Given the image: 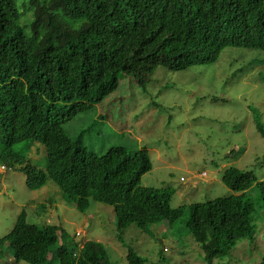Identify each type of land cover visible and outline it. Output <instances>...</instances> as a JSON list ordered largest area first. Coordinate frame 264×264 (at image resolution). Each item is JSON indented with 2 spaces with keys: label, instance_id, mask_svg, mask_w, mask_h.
<instances>
[{
  "label": "trees",
  "instance_id": "trees-1",
  "mask_svg": "<svg viewBox=\"0 0 264 264\" xmlns=\"http://www.w3.org/2000/svg\"><path fill=\"white\" fill-rule=\"evenodd\" d=\"M26 2L32 15L21 24L24 0H0V157L15 158L13 146L20 142L28 143L22 146L24 154L31 147L34 156L45 152V170L25 167L27 188L38 190L49 180L81 213L89 208L90 197L112 207L120 243H125L130 226L148 237L154 226L166 221L171 230L180 227L184 232L180 243L190 237L198 245L204 264H225V259L255 264L241 254L255 242L254 209L253 213L235 209L225 198L173 208L174 190L142 186L138 167L134 169L132 154L124 147L113 146L97 155L72 140L63 124L90 112L114 92L124 65L134 72L126 61L130 39L155 22L165 24L169 33L173 29L185 40L218 51L230 47L263 52L264 61V0ZM164 49L180 52L167 44ZM253 63L252 67L258 65ZM255 124L264 138L260 118ZM221 181L234 193L254 186L264 190L252 171L234 166L223 172ZM186 210L188 217L182 222ZM161 235L168 237L166 232ZM67 240L59 225L30 224L23 211L0 239V253L10 249L17 263L109 264L108 250L101 243L87 241L77 253V246ZM242 241L244 247H238ZM127 252L128 264L143 262L132 249ZM164 254L163 250V261Z\"/></svg>",
  "mask_w": 264,
  "mask_h": 264
},
{
  "label": "rangeland",
  "instance_id": "rangeland-1",
  "mask_svg": "<svg viewBox=\"0 0 264 264\" xmlns=\"http://www.w3.org/2000/svg\"><path fill=\"white\" fill-rule=\"evenodd\" d=\"M30 17L26 11L20 20ZM163 25L155 22L142 31L145 33L131 38L126 61L134 72L124 65L117 89L93 110L78 114L63 127L72 140L97 155L113 146L124 147L132 154V165L138 167L135 171L142 186L174 190L170 201L173 208L225 198L235 209L255 210V242L241 254L246 261L264 264L260 190L254 186L242 194L234 193L221 181L223 172L234 166L252 171L264 189V138L255 124L260 118L264 127L263 52L230 47L218 51L185 40L173 29L169 33ZM166 44L180 52L171 53L164 49ZM171 54L169 59L174 63L166 58ZM254 61L258 65L252 67ZM149 66L156 68L150 71ZM22 146L28 143L15 145V158L24 161L25 156L24 164L45 170V152L34 156L31 147L23 156ZM20 167L18 162L0 157V239L25 211L30 224L41 226L46 221L59 225L73 246L86 241L101 243L108 250L109 264H128L129 249L143 259L141 264H204L198 245L190 237L184 243L178 241L184 234L180 227L171 230L164 221L147 237L130 226L123 236L125 243H120L112 207L90 197L89 208L81 213L49 180L40 189L30 191ZM187 217L188 210L180 220L184 222ZM164 232L168 237L161 235ZM238 247H244L243 241ZM224 263L238 264L229 259ZM0 264L28 263L15 262L13 252L6 249L0 253Z\"/></svg>",
  "mask_w": 264,
  "mask_h": 264
},
{
  "label": "clouds",
  "instance_id": "clouds-1",
  "mask_svg": "<svg viewBox=\"0 0 264 264\" xmlns=\"http://www.w3.org/2000/svg\"><path fill=\"white\" fill-rule=\"evenodd\" d=\"M27 0H24V8L23 9H21L20 11L21 12H23V14L26 12V11H29V13L32 15V8H30V9H28V4H27V2H26ZM22 16H20V18H21ZM19 21H20V23L21 24H23L24 23V19H22V20H20L19 19ZM143 33H145V32H142V33H140L141 35L143 34ZM140 35V36H141ZM131 40V39H130ZM172 66V65H171ZM173 67V66H172ZM149 68V70L150 71H153V69H155L156 67H148ZM149 71V72H150ZM149 72H147V73H149ZM20 143H22V142H20ZM17 145V144H16ZM14 147H15V145L13 146V149H14ZM1 149H2V146H1ZM15 150V149H14ZM15 152L17 153V150H15ZM21 152H22V150H21ZM22 154H23V156H24V153L22 152ZM0 155H1V150H0ZM8 160L9 161H11V162H13V161H16V162H18L19 163V165H21V172L24 174V176H25V185H26V179H27V177H26V175H25V172H24V169H25V167H30V166H27L28 164H24V162H25V156H24V161H20V160H18L17 158H14L13 156H10L9 158H8ZM32 166V165H31ZM32 168H34V169H36V170H39V169H37L35 166H33ZM1 169L2 170H4L5 169V167L4 166H1ZM40 171V170H39ZM203 174V175H202ZM201 175L202 176H204L205 175V173H202ZM140 180H141V178H140ZM26 187H27V185H26ZM31 191V190H30ZM38 206H39V204H38ZM113 209V208H112ZM106 210V209H105ZM23 212V211H22ZM25 212V211H24ZM108 213H109V211H108ZM114 214V213H113ZM19 215H21V213L19 214ZM18 215V216H19ZM17 216V217H18ZM27 216V215H26ZM50 223V222H49ZM8 234V233H7ZM6 234V235H7ZM5 235V236H6ZM80 235V233H76V236H79ZM61 241V240H60ZM87 242V241H86ZM85 242V243H86ZM83 246H84V244L83 245H80V246H77V253H79L82 249H83Z\"/></svg>",
  "mask_w": 264,
  "mask_h": 264
}]
</instances>
